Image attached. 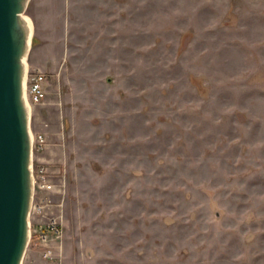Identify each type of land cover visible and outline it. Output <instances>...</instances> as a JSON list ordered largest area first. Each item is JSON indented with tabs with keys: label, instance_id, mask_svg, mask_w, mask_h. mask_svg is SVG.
<instances>
[{
	"label": "rangeland",
	"instance_id": "1",
	"mask_svg": "<svg viewBox=\"0 0 264 264\" xmlns=\"http://www.w3.org/2000/svg\"><path fill=\"white\" fill-rule=\"evenodd\" d=\"M130 15L112 86L79 55L44 71L31 130L67 155L31 219L60 220L58 264H264V0H131ZM22 264L52 263L29 244Z\"/></svg>",
	"mask_w": 264,
	"mask_h": 264
},
{
	"label": "water",
	"instance_id": "2",
	"mask_svg": "<svg viewBox=\"0 0 264 264\" xmlns=\"http://www.w3.org/2000/svg\"><path fill=\"white\" fill-rule=\"evenodd\" d=\"M29 1L0 0V264L23 263L32 231L34 133L27 58L35 25L26 14Z\"/></svg>",
	"mask_w": 264,
	"mask_h": 264
},
{
	"label": "crops",
	"instance_id": "3",
	"mask_svg": "<svg viewBox=\"0 0 264 264\" xmlns=\"http://www.w3.org/2000/svg\"><path fill=\"white\" fill-rule=\"evenodd\" d=\"M85 5L91 8V15L83 14ZM30 6L35 25L30 69L55 76L67 74L70 57L79 55L82 63L99 71L102 83L112 86L110 73L119 70L114 64L125 61V57L116 56L113 49L115 40L126 38L130 32L131 0H32ZM48 80L47 74V92ZM99 105L97 114L111 113L109 108L107 111L103 108L102 101ZM66 155L67 150L60 144L48 142L36 158L39 164L50 169L58 162L61 166Z\"/></svg>",
	"mask_w": 264,
	"mask_h": 264
},
{
	"label": "built area",
	"instance_id": "4",
	"mask_svg": "<svg viewBox=\"0 0 264 264\" xmlns=\"http://www.w3.org/2000/svg\"><path fill=\"white\" fill-rule=\"evenodd\" d=\"M32 72V71H31ZM47 74L42 71L32 72L28 76V97L32 102H40L46 96V82ZM47 144L46 135L44 133H36L34 137V147L44 148ZM34 176H35V191L42 189L53 188L54 183L52 174L48 167L44 164L39 166L34 162ZM41 204L33 202L31 218L34 217L35 212H42ZM32 221L31 225V239L29 244L35 245L39 248L45 260L52 264H58L59 256L55 249V242L62 238L63 228L60 220L56 216H51L48 220ZM33 242V243H32Z\"/></svg>",
	"mask_w": 264,
	"mask_h": 264
},
{
	"label": "bare ground",
	"instance_id": "5",
	"mask_svg": "<svg viewBox=\"0 0 264 264\" xmlns=\"http://www.w3.org/2000/svg\"><path fill=\"white\" fill-rule=\"evenodd\" d=\"M26 17V20H27V22H28V26L30 27V29L32 28V21H31V19H30V17L29 16H25Z\"/></svg>",
	"mask_w": 264,
	"mask_h": 264
}]
</instances>
